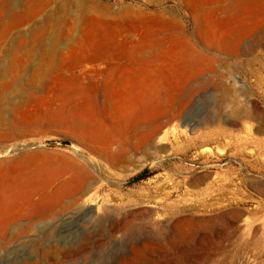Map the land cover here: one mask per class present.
Masks as SVG:
<instances>
[{"label": "rangeland", "instance_id": "rangeland-1", "mask_svg": "<svg viewBox=\"0 0 264 264\" xmlns=\"http://www.w3.org/2000/svg\"><path fill=\"white\" fill-rule=\"evenodd\" d=\"M261 148L264 0H0V264H264Z\"/></svg>", "mask_w": 264, "mask_h": 264}, {"label": "water", "instance_id": "water-1", "mask_svg": "<svg viewBox=\"0 0 264 264\" xmlns=\"http://www.w3.org/2000/svg\"><path fill=\"white\" fill-rule=\"evenodd\" d=\"M44 145H47V146H58V145H61V146L73 147V143L70 142V141H66V140L48 141V142H45V143L34 144V146H37V147L44 146ZM4 155H7V153H2L1 154V156H4ZM156 164H157V162L152 163L149 166H147V168L139 176H137L136 178L130 180L127 184L131 185V184L137 183L140 180H142L150 172L152 167L154 165H156Z\"/></svg>", "mask_w": 264, "mask_h": 264}, {"label": "crops", "instance_id": "crops-1", "mask_svg": "<svg viewBox=\"0 0 264 264\" xmlns=\"http://www.w3.org/2000/svg\"><path fill=\"white\" fill-rule=\"evenodd\" d=\"M263 149L261 148V149L257 150V152H258L257 155H259L260 157L264 156ZM252 163H253V158L251 157V159L249 160V163H247V164L252 165ZM249 190H250L251 193L256 194L260 198V201H259L260 204H264V182L260 183L258 185L257 184L256 185L255 184L254 185L250 184Z\"/></svg>", "mask_w": 264, "mask_h": 264}, {"label": "bare ground", "instance_id": "bare-ground-1", "mask_svg": "<svg viewBox=\"0 0 264 264\" xmlns=\"http://www.w3.org/2000/svg\"><path fill=\"white\" fill-rule=\"evenodd\" d=\"M73 147H74V145H73Z\"/></svg>", "mask_w": 264, "mask_h": 264}]
</instances>
